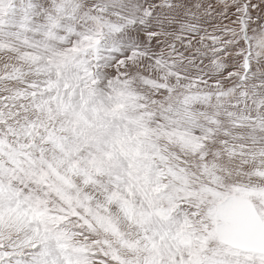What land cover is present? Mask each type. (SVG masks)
<instances>
[{"label": "snow or ice", "instance_id": "1", "mask_svg": "<svg viewBox=\"0 0 264 264\" xmlns=\"http://www.w3.org/2000/svg\"><path fill=\"white\" fill-rule=\"evenodd\" d=\"M0 264H264V0H0Z\"/></svg>", "mask_w": 264, "mask_h": 264}]
</instances>
